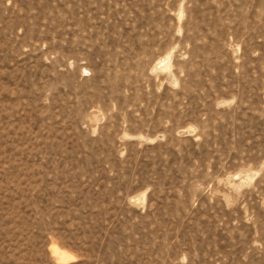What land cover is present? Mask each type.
<instances>
[{
    "label": "rangeland",
    "instance_id": "rangeland-1",
    "mask_svg": "<svg viewBox=\"0 0 264 264\" xmlns=\"http://www.w3.org/2000/svg\"><path fill=\"white\" fill-rule=\"evenodd\" d=\"M0 264H264V0H0Z\"/></svg>",
    "mask_w": 264,
    "mask_h": 264
},
{
    "label": "bare ground",
    "instance_id": "bare-ground-1",
    "mask_svg": "<svg viewBox=\"0 0 264 264\" xmlns=\"http://www.w3.org/2000/svg\"><path fill=\"white\" fill-rule=\"evenodd\" d=\"M61 257V256H60ZM62 257H64V256H62ZM67 259V258H66Z\"/></svg>",
    "mask_w": 264,
    "mask_h": 264
}]
</instances>
